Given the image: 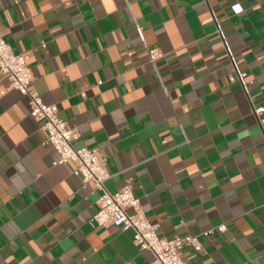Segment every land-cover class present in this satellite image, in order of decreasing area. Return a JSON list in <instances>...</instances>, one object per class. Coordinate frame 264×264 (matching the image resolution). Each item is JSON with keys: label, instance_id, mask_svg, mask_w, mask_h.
I'll use <instances>...</instances> for the list:
<instances>
[{"label": "crops", "instance_id": "1", "mask_svg": "<svg viewBox=\"0 0 264 264\" xmlns=\"http://www.w3.org/2000/svg\"><path fill=\"white\" fill-rule=\"evenodd\" d=\"M0 31L107 188L198 235L187 264H264V0H0ZM45 138L0 74V264H152L132 229L89 223L100 191Z\"/></svg>", "mask_w": 264, "mask_h": 264}, {"label": "built area", "instance_id": "2", "mask_svg": "<svg viewBox=\"0 0 264 264\" xmlns=\"http://www.w3.org/2000/svg\"><path fill=\"white\" fill-rule=\"evenodd\" d=\"M162 55L158 48H148L151 62L155 63ZM0 74L7 75L11 86L28 96L30 114L41 122L46 133L44 142L52 145L59 153L57 162L72 161L75 174L81 176L84 183L93 190L100 191L97 210L89 220L93 227L117 226L124 230L132 229L135 244L141 250L147 249L153 253L152 264H187L185 246H190L197 252L203 251V243L198 235H175L172 238L161 236L158 225L150 221L142 209L140 199L130 182L115 192L107 188L106 182L111 174L107 168L106 157L96 148L74 145L73 141L79 135L78 130L59 116L56 104L44 102L40 92L32 86L33 73L23 53L14 51L1 31ZM240 77L243 80L245 73H241ZM255 111L260 115L264 112V107H257ZM259 119L264 123V119ZM218 228L223 230L224 225ZM211 232L212 229L205 231V234Z\"/></svg>", "mask_w": 264, "mask_h": 264}, {"label": "clouds", "instance_id": "3", "mask_svg": "<svg viewBox=\"0 0 264 264\" xmlns=\"http://www.w3.org/2000/svg\"><path fill=\"white\" fill-rule=\"evenodd\" d=\"M239 10V9H238Z\"/></svg>", "mask_w": 264, "mask_h": 264}]
</instances>
